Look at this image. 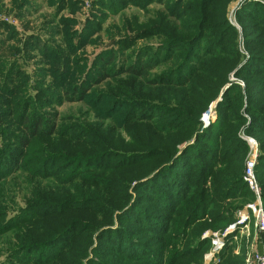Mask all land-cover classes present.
Listing matches in <instances>:
<instances>
[{"label":"rangeland","instance_id":"rangeland-1","mask_svg":"<svg viewBox=\"0 0 264 264\" xmlns=\"http://www.w3.org/2000/svg\"><path fill=\"white\" fill-rule=\"evenodd\" d=\"M198 4L210 16L203 27L191 19ZM188 47L192 58L176 85L158 83L187 60ZM141 60L151 67L146 78L124 73ZM28 110L49 119L41 128L54 133L20 138ZM262 112L264 0H0V264H255L260 240L247 208L255 196L235 186L245 161L257 164L262 154ZM227 118L240 180L214 179L220 167L198 147L190 165L188 153L136 187ZM153 130L162 136L152 140ZM201 191L197 215L187 212ZM39 208L57 211L35 218ZM244 212L249 231L239 223ZM21 223L45 227L48 246L16 251L23 230L13 227ZM124 231L134 239L115 247ZM137 245L145 261L120 255Z\"/></svg>","mask_w":264,"mask_h":264},{"label":"trees","instance_id":"trees-1","mask_svg":"<svg viewBox=\"0 0 264 264\" xmlns=\"http://www.w3.org/2000/svg\"><path fill=\"white\" fill-rule=\"evenodd\" d=\"M195 9L197 10L196 16L194 18H191V19H196L195 21L199 24V26H202L203 27V25H205V23L208 20V18H210V16L207 14L208 8H207V6H205V4H198V6H196ZM220 27H223L224 28V27H226V24L224 23ZM246 38L248 39V36ZM174 45L175 46L172 47V48H170V49L173 50V51L174 50L175 51L178 50L179 49L178 44L177 43H174ZM158 56H160V55H158ZM251 56H252V59L250 61H247V62L245 61L243 63V65L236 71L237 74H239V72H241L240 70H242L245 67H246V69H248L247 67L248 66H251L252 64H254L255 61H257L256 59H260V58H256L257 57L256 54L255 55H251ZM185 57L187 58V60L184 61V63L178 68L177 71H175L174 68L170 69L167 73H164V74L160 75L157 78V79H159V81H157V82L158 83H165V84H168V85L175 86L176 83H177V79H179V77H180L179 76L180 72L183 71V70H185L186 64L188 62H190V60L192 58V54H191V52H189V47L187 49V53H186ZM170 58H171V56L168 57V60ZM109 64H110V62H109ZM101 68L104 70V67L103 66H101ZM150 68L151 67H150V65L148 64L147 61L141 60V66L140 67L129 66L127 68L126 72H124V73H131V74L135 75L137 78H146L148 76V74H149ZM101 77H104V79H105V78H108L110 76H108L105 73H102L101 74ZM160 81H162V82H160ZM187 82H188V80H186L185 83H187ZM152 83H153V81H152ZM258 83H261V82H258ZM86 90H87L86 88H83L81 90H78V92H81V91L82 92H85ZM78 92L76 90L74 91V88L71 91V93L74 94V95L76 93H78ZM221 106H222V104H220V103L217 104V108L218 109ZM254 110H255L254 113L256 115L257 112H259V110H258V108L257 109H254ZM27 113H29V110L26 111V112H24V114H22L19 117V119H21L20 121L22 123V124L20 123L21 124L20 126H21V128L23 127V132H22L23 134L19 136L20 138H22L23 140H25L26 138H24L23 136L24 135H29V140H32L37 135L43 136V135H49V134L54 133V130H52L53 128L52 129H48L47 131L45 130L46 132H44L42 130V128H41V125H43V127H46V126L48 127L49 126V119H46V120H42L41 121V118H38L37 119L35 116H33V118H32V115H33L32 114V111H30L29 114H27ZM262 113H264V112H262ZM258 115H260V114H258ZM16 116H19V114L16 115ZM227 124L228 125L230 124V119L229 118H227V119H221V121H218L217 124L212 125V126H209L207 129H204L201 132V134H199L196 137V140H195L194 144H187V145H185L182 149L179 150V153L175 157H172V159L169 161V163L167 162L168 163L167 165L162 166L158 170V172L155 173L153 176L147 177L144 181H141V180L138 179V182L136 184V187L138 186V188H140V186H142L143 184L149 182L150 180H152L153 178H155L157 175H159L163 171H165L167 169L169 170L171 167L177 165L179 163V161L181 159H183L188 153H189L188 160L184 163L183 166L190 165L192 163V159H193V156H192L193 150H194V148H197L198 149V147L203 149V151H202V157L203 158L208 157L210 159H213V162L214 163H215V160H216V163L215 164L220 167L218 169V171L213 175L214 176V179H218L220 177V179H222V180L224 178H230L232 181H236L238 179L240 180L241 179L240 178V173L234 172L233 171V167H232V165L230 163L232 161V157L234 155L239 154V153H237L236 151H234L233 146H230V144H229L230 136L229 135H225V129L227 127ZM213 132L216 133L215 136L212 135ZM55 133L58 134L57 130L55 131ZM107 135H108V138L107 139L110 140V139L113 138V134L111 132L107 133ZM157 135L162 136L159 131L157 132L156 130H153L152 131V140L155 139L157 137ZM131 141L133 143H135V145L136 144H139V142H140V140H138L136 138L131 139ZM197 141H200L199 143H203L204 146H201V144L200 145L198 144L196 146V142ZM27 145L28 144H26V146ZM259 167H261L264 170V146H262V154H261V156H260L257 164H255V168H254V169H256V175H259L260 176V179L262 180V183H261L262 184V188H263V197L262 198H264V179L261 178V175L264 174V172H262L261 175H260L259 169H258ZM224 172H226V174H223ZM237 183H238L237 184L238 186H235V189L236 188L239 189L241 186H243V191H241V193L246 192V190L249 191L248 188H247V186H246V184L244 183V181L241 182V180H240ZM229 186H232V185L229 184ZM87 191L89 192V190H87ZM0 192H1V189H0ZM203 195H204L203 194V191H201L199 194L196 195V198L194 197V198H192V200H190V201L187 202V204L185 205V206L188 207L187 212L189 211L190 207H193L194 210L192 211V214L197 215V213L199 211V207H197V206H199V205L198 204L195 205L194 202L200 200L201 197H203ZM205 199L206 198H204V200ZM185 200H186V196H185V199L182 200V201L185 202ZM171 201H173V199H171ZM136 205H137V203L136 204L134 203L131 208H129L127 211H125L121 216L119 215L120 216L119 218H120V221L121 222H122L123 217L134 206H136ZM36 207H38V206H29V212L32 209H36ZM0 211H3L4 212V211H6V209L5 208H2L0 206ZM44 211H45V208H39V210H37L35 212L34 217L35 218L36 217H39L43 213H45L44 215H49L50 213L53 214V213H56L57 210H54L52 208H49L45 212ZM49 217L51 218V216H49ZM0 218L6 219V214L0 215ZM188 218H195V217H193V215H190ZM4 223L5 222L0 223V228L1 229L4 226ZM185 225L188 226V228L190 229L189 230L190 232H193L194 231V228H190V226L188 225V219L186 220ZM37 226H40V224H36V226L32 227V226L25 225L24 223H21V224L15 225L13 227V229H18V230L22 229L23 230L22 234L19 235L20 245L18 246V247H22V248H20V249H18L16 251H19L21 249L24 250V249L28 248V246L29 247L32 246L33 248H30L29 249L30 251L34 250L36 252H39V251H41L42 249H44L45 247L48 246V244H45V242H47V240L44 238V235H45V232H46V228L44 227V228H42L40 230H36L35 227H37ZM195 229H197V228H195ZM33 232H36L37 235H34ZM109 232H111V231L105 230L104 233H102L100 235L101 237H99V238L100 239H103V236L104 235L106 236ZM157 235H159V234H157ZM132 239H134V238L132 236H130V233L128 231H124L120 235V238H117V241H115V247L118 246V247H121L123 249L124 245L123 244L121 245L120 240L121 241H128L129 242V240H132ZM200 244H201L200 242L198 244H196L195 247L192 249V251L194 250V252L195 251L197 252ZM16 251H14V252H16ZM120 251H121V254L120 255L123 256V257L124 256H127V258H129V259H136L137 262H143V261H145V259L142 258V256H141V251H142V246L141 245H139V246L137 245L134 249L126 248L125 250H120Z\"/></svg>","mask_w":264,"mask_h":264},{"label":"built area","instance_id":"built-area-1","mask_svg":"<svg viewBox=\"0 0 264 264\" xmlns=\"http://www.w3.org/2000/svg\"><path fill=\"white\" fill-rule=\"evenodd\" d=\"M256 161L253 158H250L244 163L243 170V181L245 182L247 188L253 193L255 196V202L249 204L247 208L251 211V215L253 216V232L259 235L260 240V248L253 255V262L255 264H264V208L261 206L260 201V192L257 186L256 177L254 173ZM251 216L247 213L240 214L239 223H244L246 225V229H248V223L250 222ZM214 246H217V242H213Z\"/></svg>","mask_w":264,"mask_h":264},{"label":"bare ground","instance_id":"bare-ground-1","mask_svg":"<svg viewBox=\"0 0 264 264\" xmlns=\"http://www.w3.org/2000/svg\"><path fill=\"white\" fill-rule=\"evenodd\" d=\"M207 119V118H206Z\"/></svg>","mask_w":264,"mask_h":264}]
</instances>
